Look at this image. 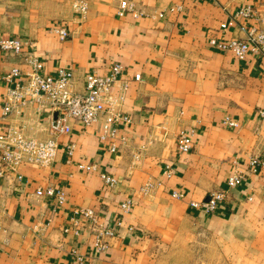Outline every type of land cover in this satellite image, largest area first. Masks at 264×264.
<instances>
[{
    "label": "crops",
    "instance_id": "obj_1",
    "mask_svg": "<svg viewBox=\"0 0 264 264\" xmlns=\"http://www.w3.org/2000/svg\"><path fill=\"white\" fill-rule=\"evenodd\" d=\"M121 1L0 0V36L19 37L44 73L72 70L74 91L84 92L90 70L103 73L112 62L122 63L129 71L122 109L132 120L119 126L124 141L117 152L99 136L104 118L86 128L71 121L51 167L24 163L23 180L12 174L0 182V264H79L74 248L84 264H264V55L239 59L210 41L264 28V0H131L146 13L141 16H119ZM181 3L182 10L173 9ZM246 5L258 19L240 17L220 28ZM58 28L69 36L61 39ZM18 65L23 72L30 68L22 56L0 50V132L14 125L47 138L55 116L50 108L37 113L27 103L2 118L11 85L4 75ZM182 128L194 130L187 153L177 147ZM70 144L76 145L72 156ZM251 157L261 160L259 173L248 170ZM85 163L98 169L88 171ZM167 164L174 167L171 177L164 174ZM237 169L246 174L244 182L229 187ZM102 171L117 176L118 185H106ZM149 181L153 187L145 195ZM49 185L64 189L67 201L36 194ZM222 188L228 195L215 211L191 206ZM128 199L132 208L125 212L121 204ZM76 206L94 208L115 230L108 248L96 249L86 218L79 235L64 232Z\"/></svg>",
    "mask_w": 264,
    "mask_h": 264
},
{
    "label": "built area",
    "instance_id": "obj_2",
    "mask_svg": "<svg viewBox=\"0 0 264 264\" xmlns=\"http://www.w3.org/2000/svg\"><path fill=\"white\" fill-rule=\"evenodd\" d=\"M189 3L201 0H185ZM185 3L177 4L173 9L182 10ZM117 13L124 16L132 13L134 16L146 14L139 10L131 0H122L119 3ZM240 17L257 18V11L251 6H241L226 21L222 22L220 28L227 30L236 25ZM57 32L61 39H66L69 32L66 28H58ZM211 43L223 51H231L239 59H244L248 55H264V28L253 27L244 38L218 39L212 37ZM29 47H32L29 45ZM0 50L8 55L22 56L29 65V70L22 71L18 65L4 75L11 85L6 89L5 99L1 105L2 118L9 117L20 108L32 103L35 105L37 113L45 108L51 109L52 118L50 125V136L38 138L27 134L20 126H10L5 133L0 132V182L5 178L16 175L17 179L23 180L24 174L20 168L24 163H34L49 168L56 161L60 153V136L68 134L72 130L71 121L78 122L84 128L104 118L102 123L100 138L108 142L110 152L118 151V141H124L119 134V126L122 123H131V117L122 109L126 98V90L129 83V71L120 62H112L105 72L99 73L97 70H90L85 78L84 92L73 90V72L67 68L59 69L55 74L42 72V63L32 52L24 50L22 40L17 36L4 38L0 36ZM134 79L141 81V74L136 73ZM118 91L114 92L113 89ZM264 117V109L260 110ZM227 124L238 126L239 123L233 120H226ZM194 130L182 128L177 135V147L179 151L187 153L194 147ZM76 145L70 144L67 147V154H74ZM261 160L258 157H251L248 165L251 173H259L261 170ZM84 169L97 170L96 163H85ZM164 174L171 177L174 174V167L167 164ZM245 173L237 169L228 177L229 187L240 186L245 179ZM100 177L104 183L110 187H115L119 183L117 176L106 171L100 172ZM153 187L152 182H147L142 187V193L148 194ZM38 196H48L55 200L57 204L67 201V194L62 188L53 185L47 187L39 186L36 190ZM227 189H217L211 192L208 200H193L191 206L203 209L208 212L215 211L219 204L226 200ZM174 196L182 198L181 192L175 191ZM252 199V196L249 197ZM122 209L127 212L132 208V200L128 199L121 204ZM82 218H86L91 225L94 235L95 247L98 251H103L110 245V239L116 236L115 230L99 221V217L94 208L76 206L72 210L69 224L65 226L64 232L80 234L79 225ZM73 263L84 264L85 256L77 249L71 250Z\"/></svg>",
    "mask_w": 264,
    "mask_h": 264
}]
</instances>
